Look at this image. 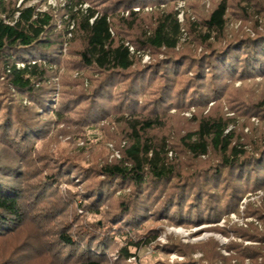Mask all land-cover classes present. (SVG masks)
<instances>
[{
  "label": "trees",
  "instance_id": "1",
  "mask_svg": "<svg viewBox=\"0 0 264 264\" xmlns=\"http://www.w3.org/2000/svg\"><path fill=\"white\" fill-rule=\"evenodd\" d=\"M47 1L0 0V244H12L1 264H137L147 247L185 258L172 264H264L258 226H219L264 191V90L254 88L264 25L242 0H214L184 23L177 4L195 0H66L44 11ZM234 2L254 36L227 33ZM103 124L120 159L95 156L88 133ZM63 184L75 189L66 198ZM261 203L245 217L264 224ZM152 220L242 242L162 247L160 229L142 231Z\"/></svg>",
  "mask_w": 264,
  "mask_h": 264
},
{
  "label": "rangeland",
  "instance_id": "2",
  "mask_svg": "<svg viewBox=\"0 0 264 264\" xmlns=\"http://www.w3.org/2000/svg\"><path fill=\"white\" fill-rule=\"evenodd\" d=\"M24 0H20V4L21 2ZM66 0H48L46 5L42 6V10H47V6H52L53 9H57L60 5L59 4H63V2H65ZM214 0H195L193 2V6L195 5V8L189 4H187L184 1H180L177 4L176 10L179 11V15H178V19L181 23H184L185 21V16L188 15L192 18V20L197 21V18H200L201 16L207 14L210 9L212 8V3ZM234 0H231V3H233ZM245 0H242L240 3L242 5H244L246 7L247 12L250 14V17L255 18L256 20H258L260 25H264L262 24L264 22L263 18L260 17V14L258 13V11H260V9L256 6H252L257 4L258 2H260L263 6H264V0H253L252 2H244ZM40 0H28V5H35L37 3H39ZM42 3V2H41ZM245 3V4H244ZM237 3L234 2L233 6L231 7L228 11V23H227V33L229 34V36H233V35H242V33L244 34H250L251 36H254V32L253 30L250 28L251 24H253L250 20L251 18H247V19H242L240 17L239 14H241L242 11L241 8L237 7ZM87 7L89 5H86ZM239 9V10H238ZM151 9H146V11H150ZM135 11L139 12L140 9H135ZM261 12V11H260ZM253 21V20H252ZM68 38H71V35L68 36ZM188 39V35L186 32H184L183 37H182V43H185V41ZM133 50V48L131 49ZM201 53V50L198 51V54ZM151 61V57L149 54H145L142 58V63L143 64H147L150 63ZM251 82H249L250 84ZM258 84L254 85L255 91L257 93H261L264 90V81L261 79H258L257 81ZM253 84V83H252ZM251 85V84H250ZM87 87V85H86ZM236 87H242L241 83H237ZM57 97V96H56ZM228 108H225V111H227ZM174 113V111H173ZM194 113V109H191V111L184 113V116L186 118H192V115ZM230 117H234L233 113L228 114ZM237 126L242 125L243 120H239L237 119ZM251 123L254 124L255 128H261V124H260V120L256 117L252 118ZM105 125V129L106 131L101 130V127L96 128V129H91L88 133V136L90 138L91 142H100L99 147L97 148V154L95 155L96 157L98 156H103L108 152H112V155L109 156V159H113V158H117L120 159L121 158V154L119 152L118 149H116L114 147V143L110 141V133L112 132V124L108 125V124H103ZM234 128V126L230 128V130H232ZM249 128L245 129V132H248ZM63 142L65 141L64 139L62 140ZM64 143L60 144V147H63ZM81 147H83V144H79L78 145V149H80ZM87 155V152L85 153ZM169 157H173L172 153H169ZM81 186H79L78 188H80ZM72 189L73 191L75 190L74 188L67 186V185H62L60 187V195H62V197L66 198L68 197V189ZM262 199H264V191H258L255 194L249 193L247 194V196L243 199V201L240 203V207H239V213H234L231 214L229 216V219H223L220 223L219 226L221 227H225L227 224H229V227L232 225H238L241 227H247L248 224L253 223L256 226L259 227V229L261 231L264 232V224H262L260 221H258L255 218H246L245 217V209L247 207L248 204H253L255 207H258L259 205H261L262 203ZM80 203V201H79ZM73 210L75 211V213H77L78 215L84 217V219H86L87 221H92L93 219V215H91L90 213H86L84 212L81 207L79 206L78 203H76L74 205ZM228 221V222H227ZM206 226H202V227H193L191 229H186L184 227H178V226H174L171 225L167 222L164 223H156L153 220L146 223L143 226V233L147 232L149 229L151 228H158L160 229V234L158 236L157 239V244H159L160 246H165L168 243L171 242V240L173 239L174 241H180L183 244H196L202 241H206L210 238H214L216 239L221 246H226L231 240L236 241V242H242L241 239L236 238L235 236H231L230 238H226L224 235L220 234V233H211V232H205L203 230V228H205ZM208 227V226H207ZM200 231V235L197 236L195 235V233H198ZM40 244V241L39 243ZM45 244V243H44ZM41 245H37L39 246L38 249H45L46 247ZM245 244L251 245L252 243L250 242H245ZM14 245V244H13ZM12 250V244L8 241L5 240V242H2L0 244V264L3 262L4 259L8 258V255L10 254V251ZM57 249L54 248L53 253H56ZM222 253L228 255V253L225 250H222ZM195 259H199L202 254L201 253H196L193 255ZM184 257L180 256L177 253H171V254H166L164 253L161 249L157 250V249H153L152 247H147L144 248L142 250H140L138 252V257L137 258H132L130 261L137 263V264H160V263H168V264H172L175 261H184ZM113 261L116 260V257H113L112 259ZM43 260H29L27 262H19V264H43Z\"/></svg>",
  "mask_w": 264,
  "mask_h": 264
},
{
  "label": "built area",
  "instance_id": "3",
  "mask_svg": "<svg viewBox=\"0 0 264 264\" xmlns=\"http://www.w3.org/2000/svg\"><path fill=\"white\" fill-rule=\"evenodd\" d=\"M20 66H22V65H20Z\"/></svg>",
  "mask_w": 264,
  "mask_h": 264
}]
</instances>
